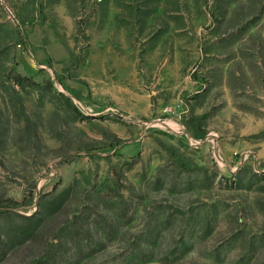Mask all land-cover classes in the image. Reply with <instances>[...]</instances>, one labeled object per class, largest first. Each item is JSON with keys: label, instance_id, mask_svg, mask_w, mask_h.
Masks as SVG:
<instances>
[{"label": "rangeland", "instance_id": "obj_1", "mask_svg": "<svg viewBox=\"0 0 264 264\" xmlns=\"http://www.w3.org/2000/svg\"><path fill=\"white\" fill-rule=\"evenodd\" d=\"M0 264H264V0H0Z\"/></svg>", "mask_w": 264, "mask_h": 264}, {"label": "built area", "instance_id": "obj_2", "mask_svg": "<svg viewBox=\"0 0 264 264\" xmlns=\"http://www.w3.org/2000/svg\"><path fill=\"white\" fill-rule=\"evenodd\" d=\"M220 158H222L221 156H219Z\"/></svg>", "mask_w": 264, "mask_h": 264}]
</instances>
